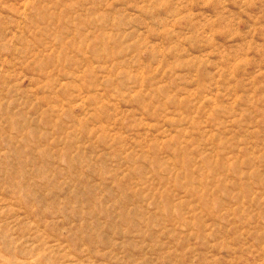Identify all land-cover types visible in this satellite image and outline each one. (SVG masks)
Masks as SVG:
<instances>
[{"label": "rangeland", "instance_id": "rangeland-1", "mask_svg": "<svg viewBox=\"0 0 264 264\" xmlns=\"http://www.w3.org/2000/svg\"><path fill=\"white\" fill-rule=\"evenodd\" d=\"M0 264H264V0H0Z\"/></svg>", "mask_w": 264, "mask_h": 264}]
</instances>
